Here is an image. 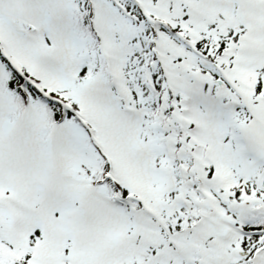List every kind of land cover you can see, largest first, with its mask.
<instances>
[{
	"label": "snow or ice",
	"instance_id": "obj_1",
	"mask_svg": "<svg viewBox=\"0 0 264 264\" xmlns=\"http://www.w3.org/2000/svg\"><path fill=\"white\" fill-rule=\"evenodd\" d=\"M0 264H264V0H0Z\"/></svg>",
	"mask_w": 264,
	"mask_h": 264
}]
</instances>
